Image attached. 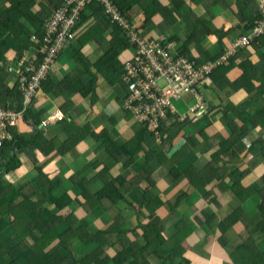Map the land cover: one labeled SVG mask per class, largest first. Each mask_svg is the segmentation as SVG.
I'll use <instances>...</instances> for the list:
<instances>
[{"label": "crops", "instance_id": "0c3cea01", "mask_svg": "<svg viewBox=\"0 0 264 264\" xmlns=\"http://www.w3.org/2000/svg\"><path fill=\"white\" fill-rule=\"evenodd\" d=\"M157 1L159 11L150 21L147 22L146 10L151 8L152 0H137L138 3L131 8L128 17L135 26L142 30L144 37L164 36L175 41L179 53L183 48L187 56L198 66H204L222 57L244 32V19L238 17L236 12L244 0ZM8 2L10 0H0V5ZM204 3L209 4L208 10H204ZM252 3L255 9H258V0H252ZM85 16L77 28V39L63 49L52 69L53 96L50 97L48 95L50 92L45 91V88L50 90L51 84L46 80L34 101V109L42 113V120L59 109L68 121H71L73 117L78 130L85 129V137L64 154H59L55 147H50L52 150L45 155L39 149H26L25 152L19 154L22 167L6 175L7 179L15 186H17V181H22L17 188L30 182L31 176L36 175L33 160H37L51 179L60 180L59 191L78 190L81 192L83 190L88 192L86 198L79 194V199L84 204L91 205L95 215L98 216L95 225L103 229L112 225L122 229H135L138 226L139 217L137 208L141 205L143 192L150 188L151 196L156 197L151 208L155 209L157 216L164 222L165 238L174 236L179 229L177 228L179 224L187 223L183 231H179L178 238L182 236L180 243L183 256L190 261V264H247L252 254L264 253L263 232L262 238L255 227L260 219L257 207L262 201L257 190L261 189L260 186L264 187L261 183V178L264 177V152L259 147H257V154L251 152L253 143L260 139L258 130L253 129L249 136L245 137L243 146H237L236 157L225 158L226 161L222 159L218 162L220 172L216 171L212 164L213 155L217 149L207 151L206 142H203L202 138L200 144L191 147L189 143L186 147V141L194 136L191 134L196 136L199 134L195 125L189 126L187 120L182 121L185 127L181 128V133L174 140V145L166 140L159 145L160 149L157 150L158 144L155 139L148 134L136 133V130L141 129L142 131L143 126L141 127L123 109L125 84L107 70H105L106 75L97 71L98 68L106 69L107 65L112 63L106 55L113 42L112 30L101 32L96 39L90 38L89 34L95 25V20L93 14L89 13ZM197 20L204 21L213 33L206 35L203 25L198 24ZM193 25L203 31L202 36L196 37L190 33L188 28ZM224 29L229 31L226 32ZM218 31H224L221 37L224 38L225 47L220 45ZM87 38L90 40H86ZM29 52L30 55L35 53L34 50H29ZM131 53L132 48L128 46L112 60L119 63L118 68H122L123 62L130 59ZM243 53L246 57L243 54L235 64L242 65L248 61V65L251 64L253 69L264 71V44L252 52ZM253 53L255 55H252ZM101 60L103 64L95 68ZM83 63L85 67H82ZM238 72L234 71L229 75L232 81L242 75V72ZM68 75L72 79L69 80ZM75 76L81 85L88 83L90 85L95 77L94 93L83 97L80 87L74 81ZM218 80L221 87L226 88L220 89L219 84L210 78V84H204L200 89L205 100L208 104L210 103V119L215 125L207 131L208 144L211 146L217 145L223 137L227 139L230 135L229 130L224 129L221 124L223 111L215 108L226 107L232 101L234 102L229 90H226L231 85L222 78ZM259 83L261 82H257V86ZM245 92L241 91L237 94L236 103H244L245 100L256 96V93L248 95ZM186 99L190 102L195 98L193 95H187ZM263 103L264 96H259L250 110L258 112L264 106ZM174 111L175 116H178L176 121L180 122L184 113H180L175 107ZM63 122L65 121L52 123L44 129L38 127L43 135L45 150L50 146L49 140H54L55 145H61L66 135L76 134L67 129V124ZM173 122L174 120L170 118L166 120L165 130L167 132ZM17 128L21 134L36 133L32 121L24 120ZM164 138H167V135ZM170 146H172L171 150H169ZM178 149H187L190 151L187 154L192 156L186 160L187 164L184 160V162H178L179 167L183 168L182 171L187 167L190 168L184 177L186 180L180 184L173 181L174 178L170 173L179 160V158L170 160ZM162 153H165V156L161 155ZM240 173L246 174L242 177V185L246 191L242 188H232V177L238 178ZM116 178L122 182L117 183V187L124 198L115 203L107 198L98 201L96 196L104 184ZM201 178H212V186L195 187L190 181V179L199 181ZM75 181L82 183L83 186H79ZM120 184H123V187ZM250 189L253 190V196L249 198L247 191ZM211 196L213 200L210 199ZM159 201L162 204L158 205ZM81 202H76L78 217L86 215L80 209ZM167 203L174 205V208L170 210ZM141 210L148 215L149 211L146 208ZM211 214L214 215L210 216ZM233 215L237 216V222L233 226H229L231 223L228 224L226 231H222L220 224ZM210 217L214 218L213 222L210 226L205 225ZM174 228L176 230L173 232ZM250 235L254 236L248 240ZM184 236H186L185 240H183ZM245 242H249L250 246L244 255L233 256L234 248ZM149 261L151 264H160L159 259L153 255L149 257ZM179 261L180 258L176 264Z\"/></svg>", "mask_w": 264, "mask_h": 264}, {"label": "trees", "instance_id": "16d2710c", "mask_svg": "<svg viewBox=\"0 0 264 264\" xmlns=\"http://www.w3.org/2000/svg\"><path fill=\"white\" fill-rule=\"evenodd\" d=\"M46 1L47 2L44 0H10V2L5 3L6 7L0 6V107L5 110L11 109L16 111L23 109L22 119L19 121L18 125L9 127L8 132L11 136L7 137V139L4 140L3 146L0 147V212L2 213L0 217V264H151L149 261L151 255L156 256L160 264H176L178 258H180L178 264H190V261L183 256V248H181L182 246L180 243L182 241V236L178 238L179 231H183L187 223L182 222L179 224L177 226L179 229L176 234L172 237L165 238L164 222L157 216L155 209L151 208L153 200H156V197L151 196L150 188L143 192L141 205L137 208L139 217L138 226L135 229H122L116 225L103 229L95 225L98 216L95 215L91 205L84 204V202H81L79 199V194H81L83 198H86L88 192L83 190L81 192H78V190L69 192L59 191L60 180L51 179L49 175L43 171L42 165L38 164L37 160H33L36 168V175L31 176L30 182L18 187L20 188L19 190L17 186L7 179L6 175L22 167L19 154L25 152L26 149H39L42 154L45 155L49 154L50 150H52L50 147H55L59 154H64L69 151L75 143L83 140L86 133L84 128L78 130L75 127L72 116L71 121H68L67 117H65V119L62 120L65 121L63 123L67 124V129L74 131L76 134L74 135L71 133L66 135L61 145H55L54 140H49V148L47 150L43 148V135L38 129V127H41L43 116L41 112L34 109V101L46 80L51 84L50 90H46L45 88V91L50 92L49 94L47 93L50 97L51 95L53 96L54 92L51 90L54 84L53 78L51 77L52 69L47 72L46 78L41 81V86L33 95L30 103L26 104L24 99L25 90L22 84V81L26 78L24 69L30 62L36 61V59H38L37 57H42L39 49L42 48L46 36V20L52 14V9L48 4L50 0ZM112 1L130 20L128 16H130L131 8L138 3L137 0ZM208 1L219 2L220 0ZM56 5L57 2L55 1V6ZM157 6L158 1L152 0L151 8L146 10L147 22L158 13L159 10ZM203 8L204 10H208L209 4L204 3ZM90 10L93 12V16L99 13L103 14L102 7L97 3L90 6ZM236 12L238 17L244 19L243 23L245 25L244 32L237 40L250 38L251 42L247 47L238 49L234 57L223 60V58L227 56V53L233 49L232 44L222 57L211 61V63H214L215 68L209 74V77L212 78L216 84H219L220 89L223 90L226 87H221L218 78L228 81L231 85L226 90H229L230 97H232V100L234 99V102L230 101L231 103L226 105V107L222 106L215 108L223 111L224 114L222 115L221 124L224 129L227 128V130H229L230 135L227 139L223 137L215 146L208 144L209 134L207 131L215 125L210 119V103L208 104L204 97V101L208 104L206 112L195 122L187 121L189 126L195 125V129L199 130V134L196 136L192 133L191 135L194 136L189 137L186 141V147L189 143L192 145H189L191 147L200 144L202 138L203 142H206L205 149L207 151H210V149H217L213 155L212 161L216 171L220 170L218 169V162L220 160L224 159L226 161L225 158L233 159L237 156V146H243L242 143L245 137L249 136L253 129L258 130L260 139L253 143L251 152L257 154V147L261 148L264 152V106L258 112L250 110L259 96H264V71L260 72L258 71L259 69H253L251 64L248 65V61L242 65L235 64L244 54L243 52H252L264 44V34L259 37H254L258 23L263 20L260 0H258V9H255L252 0H244V3L240 4V8H238ZM255 15L257 16L254 17ZM84 16L83 14L82 17ZM95 18L96 17H94V20ZM196 22L203 25L206 35L213 33V31L206 26L204 21L197 20ZM108 29L112 30L111 39H113V42L107 50L106 55L111 59L110 62L112 63L107 65L106 69L98 68L99 65L103 64L102 60L96 66H93L98 68L97 71L102 74H107L105 70L111 72L125 84L122 80L124 68H118L119 63L112 60V58L127 48L129 42L123 38L119 28L111 26L110 22L106 21L103 30L106 31ZM188 30L196 37L202 36L203 33V31L195 25L188 28ZM224 31H226V29H224ZM224 31L217 32L220 45L223 47H225L224 38L221 37V35ZM29 50H34V55L37 57L25 56ZM181 54L188 55L184 52L183 48L181 49ZM252 55H255V53ZM244 56L246 57L245 54ZM24 58L26 59L25 61L23 60ZM37 61L35 64L38 63ZM82 67H85V63H83ZM234 71L242 72V75L232 81L229 75ZM28 75H30V73ZM67 78L69 80L72 79L69 75ZM74 81L80 87V93L83 97H87L90 93H94L95 77L92 79L93 84L91 83L90 85L88 83L86 85L82 84V86L81 83L78 82L76 76ZM257 82L261 83L257 86ZM241 91H246L248 95L256 93V96L252 97L250 100H245L244 103H236V96L238 93H241ZM168 118L174 120L172 126L167 132L165 130L167 123L166 121L162 122L159 132L162 136L167 135V138H164L162 142L168 140L171 145H174V140L179 137L181 128L185 127V124L176 121V116L170 115ZM24 120L33 122L36 131L35 134L26 135L18 132L17 127ZM44 128L45 127H41V129ZM141 132L155 139L154 134L150 133L145 127L142 128ZM97 138L101 137L97 136ZM114 145H116V143H114ZM171 147L172 146H170L169 150L172 149ZM157 148L160 149L159 144ZM189 152L190 151L187 149H178L173 153L170 159L176 160L179 158L176 162L177 165L172 168L173 170L170 172L175 183L182 179L183 175H187V172H189L188 170H190V168L187 167L182 171L183 168H180L178 163L192 158L191 155L187 154ZM161 155L165 156V153ZM115 160L118 161L119 159ZM185 164H187V161ZM240 174L238 178L235 176L232 177V188H242L246 191L242 185V177L246 174ZM35 178V183H32L31 181ZM190 181L195 187L212 186V178H201L199 181L190 179ZM75 183L77 182L75 181ZM117 183L122 182L118 181V178H116L105 183L104 187L96 196V199L101 201L107 198L115 203L124 198L117 187ZM261 183L264 184V177L261 178ZM77 184L83 186L82 183ZM222 184L226 186V184ZM120 185L123 187V184ZM260 187L261 189L259 188L257 190V193H259L262 198L261 203H259L257 207L260 219L255 227L263 238L264 187ZM247 193L249 198L253 196L252 189L248 190ZM210 199L213 200V196H211ZM76 202H81L80 209L86 213L84 217H78L76 214ZM160 204H162L161 201L158 202V205ZM166 205L170 210L174 208L172 204L167 203ZM143 208L149 211L148 215L142 212L141 209ZM63 211H68V215H64ZM212 215L214 214L210 216ZM213 219V217H210L205 225L210 226ZM235 222H237V216L233 215L228 218L226 222L221 223L220 227L223 229L222 231L225 232L228 227L227 225L231 223L229 226H233ZM261 229H263V231ZM175 230L174 228L173 232ZM186 236L183 237V240H185ZM253 236H248V240L252 239ZM14 239L15 241L26 240L27 244L23 242L13 244ZM249 246L250 243L245 242L235 247L233 256L237 254L244 255L246 249H249ZM113 253L115 254L112 256ZM247 264H264V253L252 254L248 258Z\"/></svg>", "mask_w": 264, "mask_h": 264}, {"label": "built area", "instance_id": "2783aa9c", "mask_svg": "<svg viewBox=\"0 0 264 264\" xmlns=\"http://www.w3.org/2000/svg\"><path fill=\"white\" fill-rule=\"evenodd\" d=\"M93 3L102 6L105 15L120 29L123 38L132 48L130 59L123 62L122 80L126 86L124 111L153 133L158 144L163 143L164 139L159 132L161 123L170 115L175 116L173 99L193 95L197 104L189 111L190 116L184 115L180 122L197 121L208 107L200 89L204 84H210L209 74L215 68L214 63L210 62L200 67L188 56L178 53L174 41L164 36L144 37L142 30L125 16L112 0H62L52 11L45 24L44 44L39 49L42 57L34 56L38 58L36 59L38 63L32 61L24 69L26 78L22 84L26 104L30 103L40 88L47 72L54 68L63 49L75 40V32L82 14ZM260 3L263 20L258 23L254 37L264 34V0H260ZM250 42V38L237 40L223 60L234 57L238 49L247 47ZM22 112L23 109L16 111L0 107V147L3 146L4 140L11 136L8 132L9 127L18 125L22 119ZM64 119V113L57 109L42 120L41 127L46 128Z\"/></svg>", "mask_w": 264, "mask_h": 264}, {"label": "rangeland", "instance_id": "374dc122", "mask_svg": "<svg viewBox=\"0 0 264 264\" xmlns=\"http://www.w3.org/2000/svg\"><path fill=\"white\" fill-rule=\"evenodd\" d=\"M0 6L2 7V6H5V5L4 4H1ZM85 13L86 14L91 13L90 9H88L87 11H85ZM94 17H96L95 18L96 23H95L94 27L91 29V32L89 34V37L92 38V39H96L101 32H104V30H103L104 23L109 20V17L107 15H105L104 13L103 14L102 13L95 14ZM75 39H77V30L75 32ZM86 40H90V39L87 38ZM81 52H82V47H81ZM27 56H35V55L34 54L30 55V52H29V53H27ZM124 93H125V96H126V89H125V92ZM187 101H189V100H187L186 97H182L181 99H178V100L173 99L172 100V104H173V106L175 108H177V110L180 113H184L183 115L190 116L189 115V111L197 104V101L195 99L193 101H190V102H187ZM176 117L178 118V116H176ZM141 127H142V125H141ZM140 131H141V129H140ZM140 131L136 130V133L143 134V132H140ZM123 142H125V141H123ZM159 145H162V143H159ZM157 150H159V148ZM28 177H30V176H28ZM184 177H185V175H183L182 176V179H180L178 181L179 184L183 180H186V179H184ZM15 179H14V181H15ZM35 180H36V178L34 180H32L31 182L32 183H35ZM21 183H22V181L19 180V181L16 182V185L18 186ZM73 204H75V203H73ZM63 214L64 215H68V211H63ZM1 216H2V213L0 212V217ZM21 242H23L24 244H27V241L26 240H24V241H19V240H16L15 241V239L13 240V244H19Z\"/></svg>", "mask_w": 264, "mask_h": 264}, {"label": "clouds", "instance_id": "9594fccd", "mask_svg": "<svg viewBox=\"0 0 264 264\" xmlns=\"http://www.w3.org/2000/svg\"><path fill=\"white\" fill-rule=\"evenodd\" d=\"M55 1L57 2V5L55 6ZM61 2H62V0H50V7H51V9H52V11H54V9L55 8H57L60 4H61ZM95 3H93L92 5H94ZM98 4V3H97ZM92 5H90V6H92ZM99 5V4H98ZM90 6L86 9V11L88 10V9H90ZM101 6V5H100ZM102 7V6H101ZM103 9V8H102ZM91 11V10H90ZM103 13H104V10H103ZM84 15H86L85 14V12L83 13ZM82 14V15H83ZM90 14H93V12L91 11V13ZM105 14V13H104ZM86 16H84V17H82L81 18V20H80V22H79V24L81 23V21L83 20V18H85ZM109 22H110V24H111V26H115L111 21H110V19L108 20ZM95 23H96V21H95ZM79 24H78V26H79ZM78 26H77V28H78ZM170 40V39H169ZM75 41V40H74ZM175 42V41H174ZM176 43V42H175ZM233 45H234V43H233ZM233 47V46H232ZM176 49H177V44H176ZM177 51H178V49H177ZM178 53H179V51H178ZM181 54V53H180ZM187 56V55H186ZM201 67V66H200ZM65 116V115H64Z\"/></svg>", "mask_w": 264, "mask_h": 264}]
</instances>
